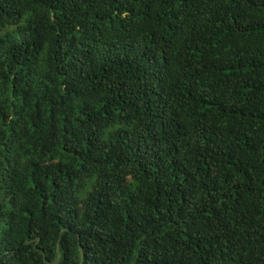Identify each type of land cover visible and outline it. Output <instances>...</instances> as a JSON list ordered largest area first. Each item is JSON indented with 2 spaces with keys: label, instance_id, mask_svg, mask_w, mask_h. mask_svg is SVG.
<instances>
[{
  "label": "trees",
  "instance_id": "1",
  "mask_svg": "<svg viewBox=\"0 0 264 264\" xmlns=\"http://www.w3.org/2000/svg\"><path fill=\"white\" fill-rule=\"evenodd\" d=\"M0 264H264V0H0Z\"/></svg>",
  "mask_w": 264,
  "mask_h": 264
}]
</instances>
